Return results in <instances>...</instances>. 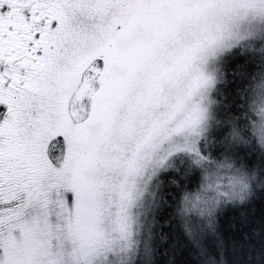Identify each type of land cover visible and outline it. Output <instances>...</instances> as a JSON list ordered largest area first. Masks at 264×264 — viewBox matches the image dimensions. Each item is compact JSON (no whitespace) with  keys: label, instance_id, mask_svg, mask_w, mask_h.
Returning <instances> with one entry per match:
<instances>
[{"label":"snow or ice","instance_id":"obj_1","mask_svg":"<svg viewBox=\"0 0 264 264\" xmlns=\"http://www.w3.org/2000/svg\"><path fill=\"white\" fill-rule=\"evenodd\" d=\"M0 264H264V0H0Z\"/></svg>","mask_w":264,"mask_h":264}]
</instances>
